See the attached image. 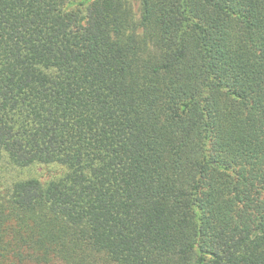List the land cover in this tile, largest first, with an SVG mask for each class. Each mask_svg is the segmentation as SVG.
Instances as JSON below:
<instances>
[{"label":"trees","instance_id":"16d2710c","mask_svg":"<svg viewBox=\"0 0 264 264\" xmlns=\"http://www.w3.org/2000/svg\"><path fill=\"white\" fill-rule=\"evenodd\" d=\"M0 0V264H264V0Z\"/></svg>","mask_w":264,"mask_h":264},{"label":"rangeland","instance_id":"374dc122","mask_svg":"<svg viewBox=\"0 0 264 264\" xmlns=\"http://www.w3.org/2000/svg\"><path fill=\"white\" fill-rule=\"evenodd\" d=\"M130 7L132 8V11L135 15V19L137 20L139 18V5L136 0H127ZM33 175V176H41L43 174H46V169L44 168H34V169H28V170H17L13 169L10 165L3 164L0 170V189H3L15 176H24V175Z\"/></svg>","mask_w":264,"mask_h":264}]
</instances>
